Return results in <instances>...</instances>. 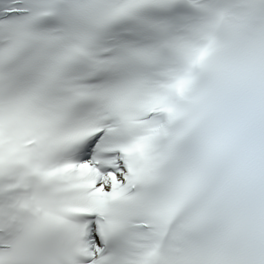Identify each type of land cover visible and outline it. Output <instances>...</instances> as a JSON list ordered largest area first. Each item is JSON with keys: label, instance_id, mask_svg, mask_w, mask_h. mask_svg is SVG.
Wrapping results in <instances>:
<instances>
[{"label": "snow or ice", "instance_id": "snow-or-ice-1", "mask_svg": "<svg viewBox=\"0 0 264 264\" xmlns=\"http://www.w3.org/2000/svg\"><path fill=\"white\" fill-rule=\"evenodd\" d=\"M0 264H264V0H0Z\"/></svg>", "mask_w": 264, "mask_h": 264}]
</instances>
